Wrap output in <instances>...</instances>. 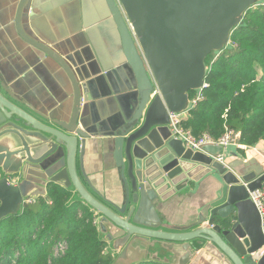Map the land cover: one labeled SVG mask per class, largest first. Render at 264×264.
<instances>
[{
	"label": "water",
	"instance_id": "obj_1",
	"mask_svg": "<svg viewBox=\"0 0 264 264\" xmlns=\"http://www.w3.org/2000/svg\"><path fill=\"white\" fill-rule=\"evenodd\" d=\"M263 4L0 0V221L56 184L95 214L109 264H264L263 144L198 150L167 125Z\"/></svg>",
	"mask_w": 264,
	"mask_h": 264
},
{
	"label": "trees",
	"instance_id": "obj_2",
	"mask_svg": "<svg viewBox=\"0 0 264 264\" xmlns=\"http://www.w3.org/2000/svg\"><path fill=\"white\" fill-rule=\"evenodd\" d=\"M230 41L231 48L207 56L203 98L180 124L197 138L217 140L233 130L241 144L264 146V4L245 12ZM47 195L0 221V264H109L113 255L98 237L95 214L67 204L70 193L56 184ZM59 242L65 248L56 253Z\"/></svg>",
	"mask_w": 264,
	"mask_h": 264
},
{
	"label": "built area",
	"instance_id": "obj_3",
	"mask_svg": "<svg viewBox=\"0 0 264 264\" xmlns=\"http://www.w3.org/2000/svg\"><path fill=\"white\" fill-rule=\"evenodd\" d=\"M207 87V84L204 82L201 90L197 92H193L194 94L189 97L191 108L185 112L181 113H172L169 112V122L168 127L172 131L173 135L177 138H181L186 146H189L193 149H200L204 144H222L223 146H227L229 144L237 143L239 144V136L240 132L233 130H226L225 133L217 140L212 139L207 134L201 135L199 138L195 137L189 130H184L181 126V121L187 117L189 111L193 109L197 102L203 98L202 91ZM241 147L246 148V145L241 144ZM215 158L219 161H222V155L217 154ZM249 197L257 208L260 218L261 225L263 227L264 232V182L260 189H256L252 192H249ZM30 200L29 202H32ZM65 248L64 242H59L55 247V252H63Z\"/></svg>",
	"mask_w": 264,
	"mask_h": 264
},
{
	"label": "crops",
	"instance_id": "obj_4",
	"mask_svg": "<svg viewBox=\"0 0 264 264\" xmlns=\"http://www.w3.org/2000/svg\"><path fill=\"white\" fill-rule=\"evenodd\" d=\"M91 41L95 44V43H103V42H107V43H111V42H115L116 41V39L115 38H108V39H105L104 41H102V39L101 38H91ZM90 41V42H91ZM239 138H240V136H239ZM239 141H240V139H239ZM231 147H233V148H235V149H238V152L239 153H242L244 150H245V148H243V147H241V143L239 142V144H237V143H233V144H231ZM248 147V146H247Z\"/></svg>",
	"mask_w": 264,
	"mask_h": 264
},
{
	"label": "flooded vegetation",
	"instance_id": "obj_5",
	"mask_svg": "<svg viewBox=\"0 0 264 264\" xmlns=\"http://www.w3.org/2000/svg\"><path fill=\"white\" fill-rule=\"evenodd\" d=\"M11 180H15L16 178H10Z\"/></svg>",
	"mask_w": 264,
	"mask_h": 264
},
{
	"label": "rangeland",
	"instance_id": "obj_6",
	"mask_svg": "<svg viewBox=\"0 0 264 264\" xmlns=\"http://www.w3.org/2000/svg\"><path fill=\"white\" fill-rule=\"evenodd\" d=\"M255 7V6H254Z\"/></svg>",
	"mask_w": 264,
	"mask_h": 264
}]
</instances>
